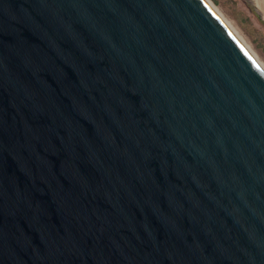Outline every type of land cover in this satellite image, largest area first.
Returning a JSON list of instances; mask_svg holds the SVG:
<instances>
[{"label": "water", "instance_id": "obj_1", "mask_svg": "<svg viewBox=\"0 0 264 264\" xmlns=\"http://www.w3.org/2000/svg\"><path fill=\"white\" fill-rule=\"evenodd\" d=\"M0 264H264V71L204 0H0Z\"/></svg>", "mask_w": 264, "mask_h": 264}, {"label": "rangeland", "instance_id": "obj_2", "mask_svg": "<svg viewBox=\"0 0 264 264\" xmlns=\"http://www.w3.org/2000/svg\"><path fill=\"white\" fill-rule=\"evenodd\" d=\"M264 66V20L252 0H209Z\"/></svg>", "mask_w": 264, "mask_h": 264}, {"label": "bare ground", "instance_id": "obj_3", "mask_svg": "<svg viewBox=\"0 0 264 264\" xmlns=\"http://www.w3.org/2000/svg\"><path fill=\"white\" fill-rule=\"evenodd\" d=\"M208 6L212 9V11L215 13V15L218 17V19L223 23V25L228 29V31L241 43V45L250 53V55L254 58V60L258 63V65L262 68L264 71V66L257 60L255 54L250 50V48L244 43V41L239 37V35L235 32V29L231 27V24H229L223 17L218 13L215 6L211 3L209 0H204Z\"/></svg>", "mask_w": 264, "mask_h": 264}]
</instances>
